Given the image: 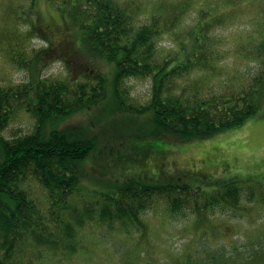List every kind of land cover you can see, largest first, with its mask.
Listing matches in <instances>:
<instances>
[{"label":"trees","instance_id":"1","mask_svg":"<svg viewBox=\"0 0 264 264\" xmlns=\"http://www.w3.org/2000/svg\"><path fill=\"white\" fill-rule=\"evenodd\" d=\"M39 1L0 0V51L31 76L25 85L0 87V264H29L27 251L42 246L74 256L83 251L76 229L88 222L131 224L145 235L147 211L158 198L173 215L191 211L196 228L220 205L244 212L250 209L241 206L243 200L264 206V185L240 182L214 194L186 184L132 182L109 195L85 190L88 202L82 205L77 201L95 145L73 136L80 130L75 127L46 130L50 121L92 109L104 98L106 79L95 70L101 60L117 66L114 87L121 107L154 110L157 124L184 142L243 126L264 110V0H45L58 6L62 27L42 22ZM251 6H257L258 34L242 39L235 52L237 71L238 57L246 70L241 66L234 80L212 83L210 74L221 59L215 50L217 30L239 20ZM58 36L57 42L53 38ZM35 38L46 40L47 47L31 52ZM167 39L174 45L168 52L161 47ZM53 59L63 61L66 78L43 76ZM83 64L84 73L76 78ZM196 71L201 75L194 79ZM131 79L152 81L148 106L134 105L127 85ZM25 101L35 128L5 138L3 132ZM111 161L120 163L114 157ZM255 260L264 264L263 249Z\"/></svg>","mask_w":264,"mask_h":264},{"label":"rangeland","instance_id":"2","mask_svg":"<svg viewBox=\"0 0 264 264\" xmlns=\"http://www.w3.org/2000/svg\"><path fill=\"white\" fill-rule=\"evenodd\" d=\"M36 10L45 25L53 23L62 27L64 18L57 5L40 0ZM245 11L239 20L217 30L215 50L221 51V59L216 62L215 73L220 74H210L212 83L234 80L240 76L241 66V71L247 68L244 59L238 57L241 66L237 71L235 52L242 39L246 41L258 34L254 20L257 6ZM60 35L65 39V32ZM59 37L53 39L58 42ZM47 45L46 40L35 38L29 43V50L34 52ZM173 46L170 39L161 42L166 52ZM77 57L75 54L74 58ZM97 69L106 79L104 98L92 109L50 121L46 126L47 131L78 128L73 136L95 145L94 156L85 165L88 175L82 182L83 193L78 203L88 202L85 190L109 195L132 182L160 186L186 184L208 194L233 182L264 185V110L241 127L208 139L184 142L157 124L154 110L138 112L121 107L115 96V63L101 60ZM84 70L83 64L76 78H81ZM68 73L63 61L53 59L43 76L64 79ZM200 75L196 71L192 78ZM30 77L27 70L13 65L6 53L0 51V87L25 85ZM127 85L134 105L148 106L152 81L131 79ZM23 104L3 132L7 139L35 128L34 118L24 108L28 103ZM112 157L120 163H113ZM104 162L111 163L105 166L107 170L101 168ZM241 206L250 210H231L220 205L205 225L196 228V217L191 211L173 215L165 200L158 198L147 211L145 235L131 224L116 222L111 226L88 222L82 230L76 229L75 237L79 247H83L82 252L68 257L61 249L42 246L29 249L31 252L27 251L26 257L29 264H173L175 257L177 264H263L262 260H253L264 250V206L244 200ZM43 210L49 211L45 206Z\"/></svg>","mask_w":264,"mask_h":264}]
</instances>
